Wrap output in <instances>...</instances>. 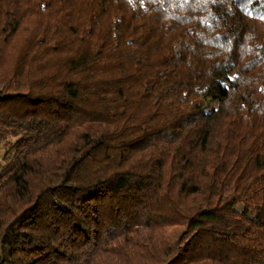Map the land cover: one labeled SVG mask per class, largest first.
Here are the masks:
<instances>
[{
	"label": "trees",
	"instance_id": "1",
	"mask_svg": "<svg viewBox=\"0 0 264 264\" xmlns=\"http://www.w3.org/2000/svg\"><path fill=\"white\" fill-rule=\"evenodd\" d=\"M0 264H264V0H0Z\"/></svg>",
	"mask_w": 264,
	"mask_h": 264
}]
</instances>
